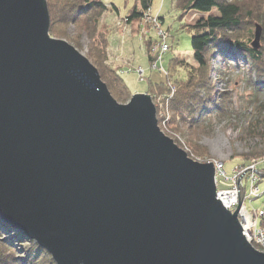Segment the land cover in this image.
Here are the masks:
<instances>
[{
    "label": "water",
    "instance_id": "1",
    "mask_svg": "<svg viewBox=\"0 0 264 264\" xmlns=\"http://www.w3.org/2000/svg\"><path fill=\"white\" fill-rule=\"evenodd\" d=\"M261 26L256 24L253 47ZM215 168L49 35L46 0H0V219L55 264H264Z\"/></svg>",
    "mask_w": 264,
    "mask_h": 264
},
{
    "label": "rangeland",
    "instance_id": "2",
    "mask_svg": "<svg viewBox=\"0 0 264 264\" xmlns=\"http://www.w3.org/2000/svg\"><path fill=\"white\" fill-rule=\"evenodd\" d=\"M103 2L109 7L113 3L118 9L105 12L106 26L100 20L101 30L108 32V53L104 55L106 63L120 69L121 76L132 94L145 92L152 96V102L159 111L158 116L156 115L158 126L165 135L172 138L193 160L214 164L216 190L242 181L244 188H241L242 198L238 205H245L250 213L253 210H264V64L260 67L258 63L251 65L249 60L235 61L232 57L224 62L217 56L216 66L210 71L212 94L208 99L204 97L206 99L201 100L199 104L196 100L192 102L191 108L201 107L203 110L190 124L191 114L188 108L179 111H172L170 108L168 95L172 96L177 92L175 83L170 84L167 96L152 94L155 90L153 83L165 81L171 58L180 57L189 65L196 66L191 49L192 33L186 26L190 15L181 16V10L175 5L176 0H152L151 7L145 12L143 19L129 25L123 17L133 5V0ZM52 7L54 11L57 10L53 3ZM89 12L90 10L86 13L88 16H82L89 17ZM84 19L80 18L75 24L56 23L57 26L52 31L49 30V35L65 40L92 63V54H96L92 46L94 42H99L93 41L90 32L82 26ZM256 22L257 20L254 23ZM149 31L153 37L156 35L155 37L159 38L158 41H145ZM252 42L253 37L250 44ZM262 42L260 34L256 50L263 45ZM161 44H167L165 51L160 50ZM146 46H149L152 62L148 60ZM99 66L102 67L101 64ZM139 66H142L145 72ZM140 69L143 70L142 76ZM101 71L105 75L103 68ZM172 73L175 77H183L184 69L178 67L177 71ZM107 87L119 103H127L132 96L126 93L124 100L117 95V91L110 89L108 85ZM213 99H216L217 107L221 102L229 103L230 110L223 112L220 110L221 106H206L205 102ZM220 163L222 170L216 168ZM252 165L257 172L249 171ZM255 172L258 175L255 180L258 187L256 196L250 194L249 186L250 175L256 174ZM258 250L264 251L261 248Z\"/></svg>",
    "mask_w": 264,
    "mask_h": 264
},
{
    "label": "trees",
    "instance_id": "3",
    "mask_svg": "<svg viewBox=\"0 0 264 264\" xmlns=\"http://www.w3.org/2000/svg\"><path fill=\"white\" fill-rule=\"evenodd\" d=\"M151 1L133 0V5L123 17L125 23L130 25L141 21L145 12L150 9ZM46 3L50 31L57 24H75L80 18H85L82 26L90 32L93 41L99 42V44L94 42V46H92L96 52V54H92L95 62L92 63L97 67L102 80L110 89L117 91V95H120L122 99L126 100V93L131 96L132 93L124 82L120 69L113 68L106 63L104 58V55L106 56L108 53V32L101 30L100 20L106 26L105 12L108 10L117 11V7L113 3L109 7L103 0H46ZM52 3L57 8L56 11H54ZM175 5L181 10V16L190 15V21L186 26L192 33L191 49L196 66L189 65L180 57L171 58L165 81L153 83L155 90L151 93L167 96L170 84L175 83L177 92L172 96L168 95L169 98L167 97L170 108L172 111L188 108V112L191 114L190 124H192L200 111L203 110L201 107L191 108L192 102L196 100V103L199 104L201 100L206 99L204 97L208 99V96L212 94L210 71L216 66L217 56L224 62L227 61V58L232 57L235 61L249 60L251 65L258 63L260 67H262L261 64H264V0H176ZM89 10V17H83V14L88 16L86 13ZM192 15H197V17L194 18ZM255 20H257L256 23H254ZM256 24L261 26L260 34L263 40V45L257 50L250 44L252 37L254 40ZM245 27L247 29H244ZM155 36L153 37L149 31L144 39L149 42L158 41L159 38ZM148 48L149 46H146V54L149 62H152L153 58L150 56ZM178 67L184 69L183 77L173 75L172 72L177 71ZM101 68L106 72L105 75ZM148 92L150 91L148 90ZM215 100L206 101V106L215 107ZM229 106V103L221 102L218 107L223 112H228ZM158 114L156 106V115L158 116ZM259 225L264 226V217L260 218ZM0 264H55V262L44 248L13 225L0 219Z\"/></svg>",
    "mask_w": 264,
    "mask_h": 264
},
{
    "label": "built area",
    "instance_id": "4",
    "mask_svg": "<svg viewBox=\"0 0 264 264\" xmlns=\"http://www.w3.org/2000/svg\"><path fill=\"white\" fill-rule=\"evenodd\" d=\"M167 48V44H161L160 50L165 51ZM143 70L140 69V76L143 75ZM216 168L218 170H222V164H217ZM249 171H256L254 168V165L249 167ZM257 172V171H256ZM255 172V173H256ZM258 178L257 173L250 175V194L252 195H258V187L255 185V180ZM241 188H244L241 183H235L232 184L228 188H217L216 190V197L220 199L226 206L227 209L230 211L234 210L240 199L241 196ZM245 205H241L238 210V219L239 222L245 231V234L249 240V242L255 247V248H261L264 249V226H260L258 223V220L261 216L264 215V210H253L252 213H250Z\"/></svg>",
    "mask_w": 264,
    "mask_h": 264
},
{
    "label": "crops",
    "instance_id": "5",
    "mask_svg": "<svg viewBox=\"0 0 264 264\" xmlns=\"http://www.w3.org/2000/svg\"><path fill=\"white\" fill-rule=\"evenodd\" d=\"M139 67H141L144 70V72H145V69L142 66H139Z\"/></svg>",
    "mask_w": 264,
    "mask_h": 264
}]
</instances>
